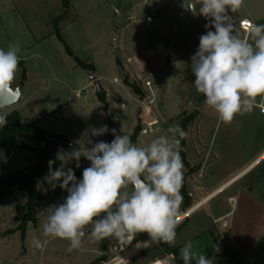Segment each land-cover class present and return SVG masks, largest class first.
<instances>
[{
    "label": "rangeland",
    "instance_id": "374dc122",
    "mask_svg": "<svg viewBox=\"0 0 264 264\" xmlns=\"http://www.w3.org/2000/svg\"><path fill=\"white\" fill-rule=\"evenodd\" d=\"M86 3H92V7L94 5L100 7L83 16L81 14L86 10ZM114 4L113 8L107 0H74L76 12L79 14L76 23L72 28L56 33L55 15L61 14L62 11L55 12V0H0V49L6 51L9 44H18L19 55L22 57L13 85L22 88L21 102L3 112L9 114L17 111L21 121L25 123L41 120L40 125L47 132L67 137L73 150L80 147L83 149L85 146L90 148L92 145L86 144L87 139H91L93 143L99 141L110 143L114 139L112 129L116 130V135L124 133L131 138L139 125L142 128L154 120L155 117H146L140 111L139 103L143 94L147 92L144 83L150 81L156 97L155 115L160 126L146 136L140 132L136 144L146 145L156 136L166 134L169 125L178 124L182 128L183 122L189 120L188 126L182 129L188 133L183 139L186 147V162L183 164L184 176L188 177L185 178V183L189 185L187 194L191 201V209L200 200L195 189L202 185H212V182L221 184L227 180L231 170L258 154L262 139L245 144L244 129L238 137H231L230 128H243V115H237L231 124H225L219 120L215 110L205 103H198L203 95L195 89V76L191 70V57L198 48L193 50L185 48L186 55H183L181 64L171 75L164 58L161 59L157 55L148 56L150 50L156 51L157 35L137 32L138 21H129L119 5ZM115 9L120 11V16L115 14ZM107 21L112 23L110 29H106L102 24H106ZM121 35L125 38V49L117 48L118 43L112 42L113 36L120 38ZM200 36L201 34L193 35L195 42L189 44L190 48L196 42L199 44ZM185 44L188 46L187 42ZM176 46H173L175 50ZM127 58H132L133 63L129 65ZM137 59L141 63V72L138 75L141 80L135 82L139 94H134L126 84L125 78L134 77V74L139 73ZM78 60L93 66L94 70L80 66ZM91 78L101 84L104 96L100 97L97 94ZM114 79L118 83H114ZM191 105L192 112L188 113ZM104 125L109 129L107 133L95 137L90 135L91 128ZM230 141L239 145L232 146ZM241 143L243 145H240ZM219 151L223 152L218 154ZM68 152H70L68 149L61 148L57 152V157L58 153ZM222 154L226 157H223L220 163L215 162L214 170H211L214 158ZM84 161L85 167H89L90 161L86 158ZM33 162L34 155L29 152L9 157L0 146V177L24 171ZM72 166L73 161H67L66 158L65 170ZM192 170L196 172L192 173ZM193 175H196L197 179L192 178ZM47 177L39 185V191L44 197L37 209V218L42 221L39 227L41 235L42 223L50 211L49 206L59 205L64 201L50 193L48 186L51 184ZM227 195L228 193L215 199L210 207H217L218 212L230 210L232 204L227 203ZM25 202L22 194L7 196L5 200L0 201V241L1 235L13 228L17 219H24ZM182 203L184 210V197ZM212 226L213 219L208 208H203L189 219L188 226L184 228L179 240L186 242L199 234V239L193 244V250L205 254L213 246H217L216 244L219 247L223 244L222 231L214 229L213 235L206 232ZM29 229L33 234L36 233L34 227L31 226ZM179 229L180 226L177 227L176 233ZM90 232L91 225L85 228L86 235L82 246L91 243L95 252L100 250L101 240L93 242ZM149 239L150 237H141L140 243L137 245L132 243L126 248L124 243L113 238L110 243L111 256L124 259L132 250ZM17 243L19 241L14 238L10 239L9 245ZM68 243L67 240L52 238L49 245L67 249ZM166 255L168 254L162 243L154 241L128 258L124 264L129 261L130 264H148L153 258H162ZM110 260L112 259L110 258L109 262Z\"/></svg>",
    "mask_w": 264,
    "mask_h": 264
},
{
    "label": "clouds",
    "instance_id": "9594fccd",
    "mask_svg": "<svg viewBox=\"0 0 264 264\" xmlns=\"http://www.w3.org/2000/svg\"><path fill=\"white\" fill-rule=\"evenodd\" d=\"M245 0H189L187 10L210 21L199 46L191 57L194 86L205 97L204 103L215 110L218 118L231 124L237 115L251 113L264 99V24L247 21L245 34L230 13H237ZM20 46L9 44L0 49V109L10 106L21 96L14 87L22 57ZM7 124L6 112L0 111V128ZM107 125L91 128V136H102ZM108 143L86 140L83 149L58 153L61 166L49 169L48 182L53 188L67 191L59 205L49 206L42 223V235L67 240V251L79 249L85 228L91 225L93 242L114 238L131 243L137 234L147 233L150 242L175 245L176 229L180 224L179 209L183 197L184 164L181 140L188 135L178 124L169 125L166 134L156 136L146 145L134 144L127 134L116 135ZM90 161L82 179L74 170H65V159L81 157ZM51 164V162H50ZM47 241L33 237V247L43 253ZM184 264H213L205 254L193 250L187 243L180 249Z\"/></svg>",
    "mask_w": 264,
    "mask_h": 264
},
{
    "label": "crops",
    "instance_id": "0c3cea01",
    "mask_svg": "<svg viewBox=\"0 0 264 264\" xmlns=\"http://www.w3.org/2000/svg\"><path fill=\"white\" fill-rule=\"evenodd\" d=\"M64 1L68 3L67 7L64 5ZM107 1L110 2L113 8L115 7L114 3L118 4L127 18H136L138 23L136 27L137 30H135L137 32L145 33L146 35H157V39L155 40L156 51L150 50L148 56L154 57L157 55L161 57V59L164 58L168 71L171 70V75L174 74L177 66L181 64L183 55H186L184 49L189 48L193 50L198 48L199 44L197 42L191 48L189 46V44L192 45L195 42L193 40V35H203L207 30L214 31V28H205L206 24H210L209 20L200 15H193L192 12L185 8L189 0ZM91 4L92 3H86V10L83 13L81 12V15L86 16L100 7L96 5L92 7ZM57 10L62 11V13L55 15V32H64L65 29L72 28L76 23V18L79 16L75 9L74 0H55V12ZM152 10L155 14V18L153 22L148 23L145 17L147 15H152ZM230 15L234 17L238 27L240 21L244 19L254 21L257 24H264V0H245L243 7L237 13H230ZM102 24L104 27L106 26V29H110L112 26L111 21ZM241 34H245L242 29ZM115 37L116 36H113L112 42ZM197 39L198 38H196V41H198ZM185 42L188 43V46ZM172 44L174 47L177 45L176 50L173 48ZM117 48L125 49V38L122 35L119 38ZM112 50L115 51L114 48H112ZM167 58H170V60L168 61ZM126 60L129 65L134 61L132 58H127ZM136 63L139 65V73L134 74V77L126 76L131 83L141 80L138 76L141 72V63L138 59ZM115 80L116 79H114V83H118V81L115 82ZM257 105L258 106L251 113L243 114V128H230L229 134L231 137L236 138L244 129L243 136L245 144L248 142L253 143V140L258 141L259 138L262 139L259 143L261 149L258 154L254 158L248 160V162L236 166L231 170L227 180L221 184L212 182V185H202L195 189L200 200L196 202L195 206L191 209H185L184 206V210H182L183 203L180 205V224L178 225L180 229L177 233L175 242L177 247L183 248L187 243L191 242L194 244V242L199 239L200 235L197 234L189 241L180 242L179 240L184 228L188 226L189 219L203 208H208L209 214L213 219L212 228L206 231L211 235H213L214 229H217L215 221L224 219L228 222V228L222 231L224 233L222 246L219 247L218 244H216L217 246H213V248L205 252V256L213 260V264H264V113H261V108H264V99L258 97ZM231 142L232 141H230V144L232 146L239 145V143H233V145ZM240 145L243 144L241 143ZM222 152L223 151H219L217 153L220 154ZM223 157H226V155L222 154V156L219 155L214 158L211 164V170H214V163L217 161L220 163ZM29 167L30 164L26 169ZM195 172L196 171L193 173ZM187 178L186 176V179ZM192 178L197 179L196 175H193ZM185 187L188 193L187 188L189 185L185 183ZM226 193H228L226 198L227 203L232 204L230 210H220V212H218L217 207H210V204L215 199ZM17 194H22L26 199L25 195L18 190L13 191L9 196H16ZM43 199L41 201H43ZM199 204H201V206L193 211L192 209ZM186 213L188 214L184 218H181ZM41 222L42 221L37 218V214L35 221L25 218L17 219L15 221V226L6 230L5 234L1 235L0 264H107L114 263L115 259H119V257L116 256L112 258L110 246L108 253L103 252L101 247L100 250L94 252L91 243L87 246H81V248L73 250L72 252L57 246L50 247L49 244L52 238L42 237L39 233ZM31 226L34 227L36 233L33 234L32 230L29 229ZM33 237L38 238L42 243L47 241L43 253H41L39 249L33 247ZM14 238H16L19 243L16 245H9L10 239L14 240ZM90 241L91 240H89V242ZM132 243L133 242H131V244H125L126 248H129ZM225 247H228L229 250L227 255L223 256ZM102 257L106 258L101 260ZM110 258L112 260L109 262ZM125 261L121 264H124ZM129 262L126 264H130ZM148 264L177 263L173 255H166L162 258H153Z\"/></svg>",
    "mask_w": 264,
    "mask_h": 264
},
{
    "label": "trees",
    "instance_id": "16d2710c",
    "mask_svg": "<svg viewBox=\"0 0 264 264\" xmlns=\"http://www.w3.org/2000/svg\"><path fill=\"white\" fill-rule=\"evenodd\" d=\"M64 5L67 7L68 3L64 1ZM58 33V31H56ZM80 66L94 70V67L86 64L84 61L78 60ZM126 84L131 88L132 92L139 94L138 86L135 82H129V79H125ZM105 92L98 94L100 97L104 96ZM205 101V97L202 96L198 103L202 104ZM191 118V117H190ZM41 120L32 121L25 123L21 121V116L17 111H12L7 114V124L0 128V146L4 150L7 156L14 154H20L29 152L34 155V163L25 171H17L8 177H0V201H3L13 191L18 190L22 192L26 197V203L24 205L25 219L35 221L37 214V207L39 202L43 199L39 191V185L45 181V178L49 175V169L54 171L61 166V161L57 157V152L61 148H66L70 152L73 149L70 148V141L67 137L59 135L54 132H47L41 125ZM189 124V120L186 119L183 122L182 128L185 129ZM141 132L140 125L136 128L133 133L131 140L136 144L138 134ZM34 144V145H33ZM181 157L183 162H186V147L183 140H181ZM73 161L72 169L74 170L77 180L82 179V172L85 167L84 158L81 157L79 160L80 167H76V161ZM51 162V164H50ZM192 173L194 170L191 171ZM185 176L184 182L181 189L183 197L185 199V209L191 207V201L188 197L185 187ZM53 188L51 185L48 186L49 191L56 196L59 200H64L67 196V191L59 187ZM149 237L147 233L137 234L135 239L132 241L134 245L140 243V238ZM112 238H105L101 240V250L105 253L109 252V246ZM165 247L168 255H173L177 264H184L180 256V247L169 245L161 242ZM228 247H225L223 256L228 253ZM106 257H102L104 260Z\"/></svg>",
    "mask_w": 264,
    "mask_h": 264
},
{
    "label": "built area",
    "instance_id": "2783aa9c",
    "mask_svg": "<svg viewBox=\"0 0 264 264\" xmlns=\"http://www.w3.org/2000/svg\"><path fill=\"white\" fill-rule=\"evenodd\" d=\"M152 15H147L145 17V20L148 23L153 22L154 18H155V14L153 13V10L151 11ZM115 14H117L118 16L121 15L120 11L118 9H115ZM129 21H136V18L134 17H128ZM250 21L248 19H244L242 21H240L239 23V27L244 31V24L245 22ZM119 38L116 36L113 39L114 43H118ZM115 82H117V80H115ZM145 88L147 89V92H145L143 94V96L141 97V100H139L140 103V111L142 113L145 114L146 117H155L154 120L148 122L145 124L144 127L141 128V134L146 136L149 135L153 132H155L157 130V127L160 126V122L159 120L156 118L155 115V104H156V97H155V93L153 91L152 88V83L150 81H146L144 83ZM124 107V106H123ZM261 113H264V108H261ZM219 222H221V225L219 226ZM215 226L218 229V231H223L225 229L228 228L229 224L226 220L222 219L220 221H215ZM128 258H124V259H115L114 263H107V264H121L123 263L125 260H127ZM250 260V259H248ZM247 260V261H248Z\"/></svg>",
    "mask_w": 264,
    "mask_h": 264
},
{
    "label": "water",
    "instance_id": "95a60500",
    "mask_svg": "<svg viewBox=\"0 0 264 264\" xmlns=\"http://www.w3.org/2000/svg\"><path fill=\"white\" fill-rule=\"evenodd\" d=\"M91 81L93 82V85H94V87L96 89L97 94H102L104 92V90H103L101 84L99 82H97L94 78H91ZM18 87L22 91L21 86H18ZM21 98H22V94H21V96L16 101H14V102L10 101V106L9 107L4 108V109H1V110L2 111H7V110H10V109L16 107L21 102ZM192 109H193V106L191 105L188 108V113H191L192 112ZM173 246L175 247L176 245H173Z\"/></svg>",
    "mask_w": 264,
    "mask_h": 264
},
{
    "label": "bare ground",
    "instance_id": "6f19581e",
    "mask_svg": "<svg viewBox=\"0 0 264 264\" xmlns=\"http://www.w3.org/2000/svg\"><path fill=\"white\" fill-rule=\"evenodd\" d=\"M210 199V198H209ZM202 204V203H201ZM201 204H199V205H197L194 209H192L193 211L194 210H196L198 207H200L201 206ZM191 210V211H192ZM191 211H189V212H191ZM188 212V213H189ZM188 213H186L183 217H181V218H184ZM152 242H150V239L148 240V241H146V242H144V244H142V245H140V246H138L137 248H135L134 250H132L131 252H130V254L126 257V258H130L131 256H133L135 253H137L138 251H140V250H142L143 248H146L147 246H149L150 244H151Z\"/></svg>",
    "mask_w": 264,
    "mask_h": 264
}]
</instances>
